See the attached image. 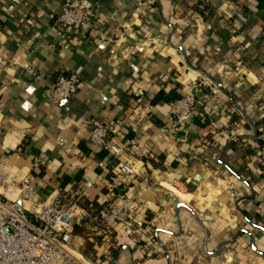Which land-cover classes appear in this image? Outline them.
<instances>
[{"label": "crops", "instance_id": "obj_1", "mask_svg": "<svg viewBox=\"0 0 264 264\" xmlns=\"http://www.w3.org/2000/svg\"><path fill=\"white\" fill-rule=\"evenodd\" d=\"M61 1L0 0V160L39 201H131L110 237L88 240L93 260L75 234L67 264H264L258 0H87L84 40L55 26ZM60 75L80 85L55 106ZM172 92L198 98L174 130L177 100H154ZM98 126L105 147L91 141ZM130 140L142 159L121 154ZM120 164L135 175L119 176Z\"/></svg>", "mask_w": 264, "mask_h": 264}, {"label": "built area", "instance_id": "obj_2", "mask_svg": "<svg viewBox=\"0 0 264 264\" xmlns=\"http://www.w3.org/2000/svg\"><path fill=\"white\" fill-rule=\"evenodd\" d=\"M93 22L87 0H62L55 26L66 38L84 40ZM80 85L76 75H60L50 90L55 106L72 99ZM198 98L188 94L173 103L172 130L188 119ZM0 109L3 105L0 104ZM94 144L105 147L110 139L106 126L96 127L90 135ZM121 154L140 160L143 155L134 141H126ZM45 155H39L36 166L48 164ZM257 162L264 171V138L257 152ZM12 166L0 160V264H67L71 258L70 246L76 228L91 231L92 236L105 239L120 225V218L131 212V201L117 198L121 204L111 203L94 216L81 208L79 200L68 203L39 201L35 188L27 177L13 173ZM119 176L135 175L128 164L116 167ZM93 238V237H92Z\"/></svg>", "mask_w": 264, "mask_h": 264}, {"label": "trees", "instance_id": "obj_3", "mask_svg": "<svg viewBox=\"0 0 264 264\" xmlns=\"http://www.w3.org/2000/svg\"><path fill=\"white\" fill-rule=\"evenodd\" d=\"M258 8L260 10H262L264 12V0H258ZM179 96L175 93H171L168 96H165L164 94H159L155 97V102L157 101H164L165 103H172L175 100H178ZM78 199V198H77ZM79 200V205L81 208L85 209L86 211H88L92 216H94L99 210H101L102 208H104L105 206H98L95 202H89L88 200L84 199V198H80ZM71 202V200L69 199V197L67 198H63L60 199L59 201H57L56 203L59 204H63V203H68ZM75 234L80 235L84 240H85V248L82 251V254L84 257L88 258V259H94V255L92 252V243H90L88 240L92 237H94L96 239V241L100 242L101 237H95L92 236L91 233H89L88 231L82 229V228H76L75 229ZM111 258L114 259L115 258V253L111 254Z\"/></svg>", "mask_w": 264, "mask_h": 264}, {"label": "rangeland", "instance_id": "obj_4", "mask_svg": "<svg viewBox=\"0 0 264 264\" xmlns=\"http://www.w3.org/2000/svg\"><path fill=\"white\" fill-rule=\"evenodd\" d=\"M89 233L93 234L91 231H89Z\"/></svg>", "mask_w": 264, "mask_h": 264}]
</instances>
